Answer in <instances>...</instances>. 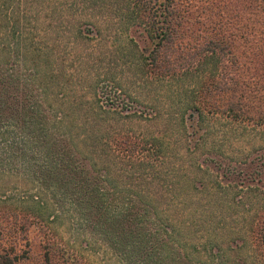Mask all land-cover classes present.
I'll return each instance as SVG.
<instances>
[{
  "label": "trees",
  "instance_id": "obj_1",
  "mask_svg": "<svg viewBox=\"0 0 264 264\" xmlns=\"http://www.w3.org/2000/svg\"><path fill=\"white\" fill-rule=\"evenodd\" d=\"M23 1L0 0V175L24 176L39 191L63 198L129 264H227L228 253L214 234L192 247L195 259L187 246L174 255L162 206L176 191L173 156L182 140L186 147L179 151L189 154L191 139L208 137L219 121L264 126V49L251 46L264 41V33L218 31L195 43L198 31L185 29L195 14L187 0H116L121 28L141 34L142 45L127 35L122 47L132 55L135 84L156 92L143 99L116 79L103 83L83 67L72 73L58 63L50 31H11L10 16L20 17L14 3ZM240 22L249 30V22ZM78 72L90 92L62 95L55 79ZM165 121L167 137L152 132ZM257 157L251 175L260 184L264 154ZM206 161H198L197 172L211 168ZM256 220L249 245L259 252L252 253L259 255L256 264H264V213ZM60 251L49 248L47 261L58 256L80 264Z\"/></svg>",
  "mask_w": 264,
  "mask_h": 264
},
{
  "label": "rangeland",
  "instance_id": "obj_2",
  "mask_svg": "<svg viewBox=\"0 0 264 264\" xmlns=\"http://www.w3.org/2000/svg\"><path fill=\"white\" fill-rule=\"evenodd\" d=\"M20 3H14L20 17L10 16V30L50 31V46L57 51L56 61L69 71L74 73L83 67L86 75L89 72L103 83L116 79L143 99H148L146 94L156 96L155 90L135 84L138 82L133 73V58L123 51L122 43L131 35L142 45L141 34L121 28L116 0ZM187 5L195 14L192 24L186 23L185 29L198 31L195 43H203L207 35L218 31L229 35L236 31L264 33V0H187ZM205 8L211 10L203 12ZM242 20L250 23L249 30L240 27L246 26L240 25ZM251 43L248 46L264 49V41ZM75 51H80L82 56L74 54ZM261 60L264 61V56ZM55 80L56 85L63 86L62 95L74 98L80 97L76 90L81 96L90 92L79 72ZM262 102L264 105V94ZM170 103L171 100L167 109ZM254 129L219 121L208 137L191 139L193 151L189 154L179 151L181 146L186 147L184 140L177 146L173 156L175 172L178 171L176 191L169 194L162 206L165 221L162 225L169 231L174 255L178 256L187 246V256L195 259L198 255L192 247L210 241L206 239L214 234L215 243H220L228 253L227 264H256L259 260V255H252L259 252H253L249 244L251 229L257 217L264 213V182L258 184L251 174L257 170V156L264 154V126ZM151 130L166 137L170 131L166 121ZM205 142L209 150H199V145ZM206 159L211 168L197 172L198 161L202 163ZM63 202V198L54 199L52 193L39 191L24 176L0 175V264H67L66 258L58 256L47 261L48 249L55 247L66 257H75L80 264H129L105 237L91 232ZM37 216H42L41 225L36 222ZM171 226L176 232L180 229V234L173 233Z\"/></svg>",
  "mask_w": 264,
  "mask_h": 264
}]
</instances>
